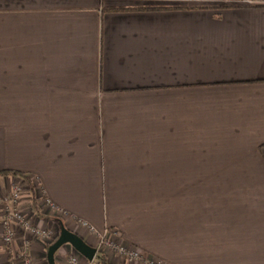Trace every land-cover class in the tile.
I'll list each match as a JSON object with an SVG mask.
<instances>
[{
    "label": "crops",
    "instance_id": "crops-1",
    "mask_svg": "<svg viewBox=\"0 0 264 264\" xmlns=\"http://www.w3.org/2000/svg\"><path fill=\"white\" fill-rule=\"evenodd\" d=\"M224 4L0 0V196L26 174L28 220L55 231L7 246L0 213V264L26 239L49 264L63 223L166 264H264V205L211 222L194 200L195 180L264 178V6ZM69 252L91 261L65 244L56 264Z\"/></svg>",
    "mask_w": 264,
    "mask_h": 264
},
{
    "label": "rangeland",
    "instance_id": "rangeland-1",
    "mask_svg": "<svg viewBox=\"0 0 264 264\" xmlns=\"http://www.w3.org/2000/svg\"><path fill=\"white\" fill-rule=\"evenodd\" d=\"M234 3L227 2V4H224V6H232ZM243 167V166H242ZM248 169H242V171H247ZM33 180L27 177V179L24 178H13L8 181V184L1 189L2 190V195L0 196V205H1V199L3 197H8L11 194V191L13 190V186L20 185L22 193H21V200L22 203L20 205V209L22 210L21 212L24 213L26 217H28V213L32 211L33 209V200L29 198V196L26 195V190L31 189V184H33ZM194 185V190H195V206H197L196 203L203 204V205H208L209 206V217L211 222L213 221L212 215L215 213V207L221 206L223 210H226V213H224L228 219L229 215H232L231 211V206L233 204L241 203V206H243V211L242 214H248V209L250 210L251 205L256 206V207H261L264 205V178L263 179H257V180H252V179H222V178H214V179H208V180H195L193 181ZM35 191V190H34ZM29 198V199H28ZM3 204V203H2ZM246 209V210H245ZM1 210V209H0ZM255 210V209H253ZM2 210L0 211V213ZM41 212L37 210L36 214L39 216ZM238 215V212H233ZM254 214H256L257 219L263 218L264 211H257L255 210ZM205 215V214H204ZM205 217V216H204ZM232 218V217H231ZM230 218V219H231ZM245 219V218H242ZM31 224V223H30ZM32 227L38 229L40 228L41 230H48L51 233L50 239L46 240V242H51L54 238V233L55 231L52 228H42V227H37L34 224H31ZM19 229H23L21 227H17L16 229V234ZM31 234H34L36 237V233L33 231H26ZM15 234V236H16ZM14 236V237H15ZM16 238V237H15ZM27 240V239H26ZM26 242V241H25ZM25 242L21 243L20 252L24 245ZM29 242V241H28ZM96 248L100 247L99 242L96 245ZM30 247V245H29ZM101 253H104L105 249L104 248H99ZM140 251V250H138ZM17 252V253H18ZM141 252V251H140ZM142 253V252H141ZM143 254V253H142ZM68 256H65V264H70L72 259L71 254H67ZM144 255V254H143ZM143 257H148L147 255H144ZM149 258V257H148ZM124 259V258H122ZM152 259V258H150ZM156 263L159 264H166L165 262L159 261L157 259H153ZM35 263V261H34ZM144 264V263H142Z\"/></svg>",
    "mask_w": 264,
    "mask_h": 264
},
{
    "label": "built area",
    "instance_id": "built-area-1",
    "mask_svg": "<svg viewBox=\"0 0 264 264\" xmlns=\"http://www.w3.org/2000/svg\"><path fill=\"white\" fill-rule=\"evenodd\" d=\"M226 2H231L234 4H241L242 5H256L261 2V0H225ZM20 185L13 186V190L11 191V194L8 197H3L1 199V214H2V224L3 225V241L5 245L10 246L15 241V234L17 227H21L26 231H33L36 233V235L42 239L43 241H46L50 239L51 233L48 230H41L40 228L36 229L32 227L30 224L31 222L28 220V218L24 215L22 210L20 209V205L22 203L21 200V187ZM3 203V204H2ZM46 208L50 210V215L55 216L56 215V209L51 201L45 200ZM42 209H39L41 212L40 214H43L41 211ZM116 231L108 229L107 233L100 236L99 238V248L104 249H110L111 251L115 252L118 257L124 258L133 262H141L144 264H159L153 261V259H150L148 257H143L144 255L138 251L135 248H132L128 245H125L123 243H118L115 235ZM109 235V236H108ZM29 242L26 240L25 245L23 249L20 252H14L12 255L9 264H35L34 258L31 254V251L29 249ZM98 248V250H100ZM68 254H71L72 259L70 264H95L93 261H90L88 263H84L80 256L74 254L73 252H69Z\"/></svg>",
    "mask_w": 264,
    "mask_h": 264
},
{
    "label": "water",
    "instance_id": "water-1",
    "mask_svg": "<svg viewBox=\"0 0 264 264\" xmlns=\"http://www.w3.org/2000/svg\"><path fill=\"white\" fill-rule=\"evenodd\" d=\"M65 244L72 245L80 254L91 261L97 252V248L89 246L79 235L66 228L63 223L58 239L48 248L47 261L49 264H56L55 254L59 247Z\"/></svg>",
    "mask_w": 264,
    "mask_h": 264
},
{
    "label": "trees",
    "instance_id": "trees-1",
    "mask_svg": "<svg viewBox=\"0 0 264 264\" xmlns=\"http://www.w3.org/2000/svg\"><path fill=\"white\" fill-rule=\"evenodd\" d=\"M234 5H241V4H234ZM245 6H264V0H261V2L259 4H256V5H245ZM3 174L13 175L15 177H20V178L27 179V175L26 174H23L21 172H16V171H3ZM99 259H100V261L103 264H108L107 263V260H106V258H105V256L103 254H99Z\"/></svg>",
    "mask_w": 264,
    "mask_h": 264
}]
</instances>
